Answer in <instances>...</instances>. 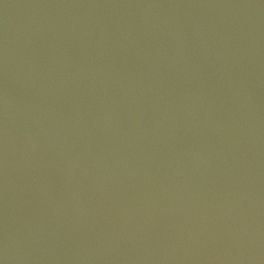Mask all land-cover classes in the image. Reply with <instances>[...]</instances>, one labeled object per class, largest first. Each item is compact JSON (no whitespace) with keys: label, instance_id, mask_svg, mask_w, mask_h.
<instances>
[{"label":"water","instance_id":"obj_1","mask_svg":"<svg viewBox=\"0 0 264 264\" xmlns=\"http://www.w3.org/2000/svg\"><path fill=\"white\" fill-rule=\"evenodd\" d=\"M0 264H264V0H0Z\"/></svg>","mask_w":264,"mask_h":264}]
</instances>
